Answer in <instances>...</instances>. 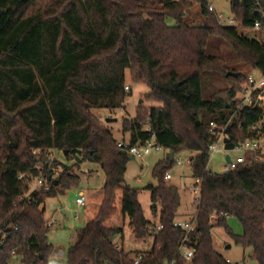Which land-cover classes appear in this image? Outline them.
<instances>
[{"label": "trees", "instance_id": "1", "mask_svg": "<svg viewBox=\"0 0 264 264\" xmlns=\"http://www.w3.org/2000/svg\"><path fill=\"white\" fill-rule=\"evenodd\" d=\"M56 1L44 9L41 0H0V228L12 225L0 264H49L56 252L41 206L81 183L67 161L50 155L56 150L65 160L95 162L105 172L101 204L76 230L68 264H135L115 242L124 238V227L108 224L119 190L121 215L134 236L153 238L139 264H187L180 251L185 237L195 249L190 264H234L215 248L214 226L225 227L264 264V160L248 153L246 163L225 172L207 170L205 163L215 138L211 122L222 126L229 121L247 79L231 63L264 73V42L246 33L256 29L257 21L261 27L256 30L264 29V0H230L234 25L222 23L209 0ZM195 4L204 17L198 24L188 13ZM223 45L233 58L219 53ZM231 68L236 76L229 74ZM127 70L133 82L148 85L150 102L162 104L137 110L122 123L130 143L155 136L169 151L153 168L158 183L149 185L160 206H154L163 224L158 232L150 229L155 222L145 215L139 188L126 183L131 155L121 152L113 132L92 112L124 107L130 92ZM222 82L231 87L221 89ZM234 121L227 128L228 145L264 137V108L245 107ZM257 122L262 128L250 130ZM35 150L43 153V169L37 167ZM182 152H196L192 176L203 177L195 228L188 235L174 223L182 197L166 178ZM56 165L65 171L55 177ZM42 174L50 176V190L26 195L30 181ZM230 216L243 224V234L230 228Z\"/></svg>", "mask_w": 264, "mask_h": 264}, {"label": "rangeland", "instance_id": "2", "mask_svg": "<svg viewBox=\"0 0 264 264\" xmlns=\"http://www.w3.org/2000/svg\"><path fill=\"white\" fill-rule=\"evenodd\" d=\"M41 7L46 9L49 6L56 5V0H41ZM159 1V0H155ZM213 5L217 13H221L222 22L226 25L237 24L236 21L231 22L234 16L231 12L230 0H209ZM59 4V2H58ZM57 4V5H58ZM190 12L189 18H195L196 23H201L204 19L201 14V9L198 4H195L188 10ZM170 24H176V21L169 18ZM246 33L252 37H256L260 41L264 42V29L246 31ZM228 58H233V52L227 45L221 47L220 52ZM231 67H235L236 71L244 73H250L254 71L250 66L241 64L239 62H232ZM230 71H235L233 68ZM126 84L130 86V92L128 93L125 105L118 109L109 108H93L92 112L97 114L104 125L108 127L116 137L117 141L123 138L122 123L124 117H134L137 114V110H142L146 107L162 105L160 102H150L148 100L149 87L146 84H138L132 81L131 71L127 70ZM231 87L228 82L221 83V89ZM264 106V99L262 101ZM127 136V135H126ZM128 138V136H127ZM166 148L152 149L150 153L143 157H135L131 159L127 165V171L125 173L126 183L129 185L139 188V199L142 203L145 215L148 220L154 222L158 221L159 218L154 212V201L151 196V189L149 185H156L158 178L153 175V168L155 164L165 158L168 154ZM234 158L237 153H232ZM196 152H182L176 154V159L182 158V163H176L172 170H170L171 178L168 181L176 185L180 191L182 201L178 211V217L182 220H191L195 217L198 210V199L200 197L199 191H196V178L192 176V169L190 162L186 161V158L195 156ZM57 156L58 159L67 161L71 166V170L78 174L81 178V183L78 186L67 189L64 194H58L54 197L46 198L41 208L44 209V217H54L60 223L55 224L49 228L50 242L56 246V252L49 264H68L67 252L69 246L73 243L76 237V230L83 227L85 223L93 218L101 204L103 196V185L105 182V172L102 166L95 162L90 161H78L65 160L64 156L59 151H53V157ZM224 160L225 158L221 153H217L209 165V169L214 172L224 171ZM54 175L59 176L65 171L62 165H56L53 169ZM36 185V178L30 181V189L26 192L28 195ZM80 190L86 193L87 203L85 207L78 206L76 199ZM121 190L118 191L117 199L115 204L117 210L115 214L108 220V224L123 226L125 228V236L122 238L118 236L115 238L116 244L124 243L125 249L134 255L137 250L140 249H151L153 246V238L149 237L146 240L137 239L129 224V221L123 219L121 215ZM160 208L159 204H157ZM66 211L63 212L62 210ZM79 215V219H75V215ZM230 228L237 234H243L244 226L235 217L230 216L228 219ZM74 223V228H70L69 225ZM213 244L217 250H219L226 259L232 262L243 261L245 264H260L253 256L252 248H244L241 244L237 243L234 238L226 231L223 226H214L212 229ZM231 245L228 247V245ZM191 260H187V264H190ZM15 263H19L18 261Z\"/></svg>", "mask_w": 264, "mask_h": 264}, {"label": "built area", "instance_id": "3", "mask_svg": "<svg viewBox=\"0 0 264 264\" xmlns=\"http://www.w3.org/2000/svg\"><path fill=\"white\" fill-rule=\"evenodd\" d=\"M210 8L212 10H215L213 5H210ZM216 11V10H215ZM218 16L222 22V14L218 13ZM231 22L235 21L234 19L230 20ZM223 23V22H222ZM261 27L260 21H257L255 23V28L259 29ZM125 89L127 91H130V86L126 85ZM239 97V103L237 104V109H235V112L231 115L229 121L222 126H218L217 123L214 121L211 122V126L215 135L214 140L210 143L209 148L205 155V163L207 166V170L209 169V165L211 164L213 157L217 153H221L224 160V171H228L230 169H234L238 167V165L242 163H246L248 161L247 154L251 153L253 154V158L255 161H263L264 160V137L261 138H244V139H238L235 141L232 145H228L229 141H226V139H231V135L228 132L227 128L229 125L235 123L234 118L239 110L245 108V107H262V101L264 99V73L258 69H254V71L247 74V79L245 83L242 85V88L238 94ZM258 104V105H257ZM240 125V123H239ZM262 128V123L257 122L254 123L250 130H260ZM118 146L121 147V149H125L126 152H128L130 155H134L135 157H143L151 152L152 149H162L164 148L161 144H159L156 141L155 136H153L151 139L145 141V142H138L135 144L130 143L126 139H121L118 141ZM237 153V156L234 158L232 153ZM35 153L40 158V160L37 163V167L40 169L44 168V162L41 160V157L43 156V153L41 150H35ZM50 155L53 157V153H50ZM227 155H230V160H227ZM177 163H182L183 159L178 158L176 159ZM187 162L191 163V158H186ZM53 163V158L50 159L49 165L51 166ZM24 175H20L22 178ZM166 178H171L170 172L166 174ZM203 177H196V191H199L201 193V183H202ZM50 183V176H47L46 174H42L41 176L36 178V185L32 189V191H42V190H50L51 188ZM31 191V192H32ZM29 193L28 195H30ZM76 202L78 206L85 207L87 203V197L86 193L83 190H80L76 199ZM75 219H79V215L74 216ZM60 223L57 219L54 217L45 219V224L47 228L53 227L55 224ZM175 225L178 227L183 228L186 231V234L188 235L189 232H191L195 228V218L191 220H182L179 218H176ZM70 228H74V223H71L69 225ZM15 229H18V226L14 227ZM163 228V224L160 221L155 222L150 226V229L154 232H158ZM12 234V225H9L4 228H0V254H1V246H3L8 239L11 237ZM187 237L184 238L183 242L180 246V251L182 255L187 259L191 260L194 256L195 249L193 247H190L186 242ZM117 248H123V244L119 243L117 244ZM147 251H138L135 252L134 255H131L133 261L135 264H139L146 256H148ZM229 262H232L231 260L227 259ZM234 264H245L243 261H237L233 262ZM19 264V263H15ZM45 264V263H42ZM168 264H174V262L168 263Z\"/></svg>", "mask_w": 264, "mask_h": 264}, {"label": "water", "instance_id": "4", "mask_svg": "<svg viewBox=\"0 0 264 264\" xmlns=\"http://www.w3.org/2000/svg\"><path fill=\"white\" fill-rule=\"evenodd\" d=\"M229 74H231V75H237V72H234V71H229ZM180 83H177L176 84V86H178ZM258 105V104H257ZM226 141H229V139H226ZM121 152L122 153H126V150L125 149H121ZM67 153V152H66ZM135 158V156L134 155H131V159H134ZM227 160H230V155H227ZM157 204L156 203H154V206H156ZM154 212L156 213V209L154 210ZM231 245L229 244L228 245V247H230Z\"/></svg>", "mask_w": 264, "mask_h": 264}, {"label": "crops", "instance_id": "5", "mask_svg": "<svg viewBox=\"0 0 264 264\" xmlns=\"http://www.w3.org/2000/svg\"><path fill=\"white\" fill-rule=\"evenodd\" d=\"M126 135L128 136V134H123V138L122 139H127V136ZM62 211L65 212L66 210L63 209ZM154 222H156V221H154ZM124 230H125V228H124ZM122 244H123V247H125V244L123 242H122ZM148 250H150V249H140V250H137L136 252H138V251H148Z\"/></svg>", "mask_w": 264, "mask_h": 264}]
</instances>
